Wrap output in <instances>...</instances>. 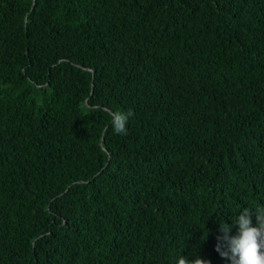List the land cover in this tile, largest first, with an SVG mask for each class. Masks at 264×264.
<instances>
[{"label": "trees", "instance_id": "16d2710c", "mask_svg": "<svg viewBox=\"0 0 264 264\" xmlns=\"http://www.w3.org/2000/svg\"><path fill=\"white\" fill-rule=\"evenodd\" d=\"M258 207L264 0H0V264H232Z\"/></svg>", "mask_w": 264, "mask_h": 264}, {"label": "clouds", "instance_id": "9594fccd", "mask_svg": "<svg viewBox=\"0 0 264 264\" xmlns=\"http://www.w3.org/2000/svg\"><path fill=\"white\" fill-rule=\"evenodd\" d=\"M134 113L116 112L112 114L113 127L116 133H126V124L129 116ZM256 216V225L253 226L252 216ZM233 225L221 221L217 236L216 250L232 264H264V208H244L242 213L233 221ZM238 226L237 235H231L232 228ZM178 264H210V261L200 258L194 260L185 256L178 259Z\"/></svg>", "mask_w": 264, "mask_h": 264}]
</instances>
